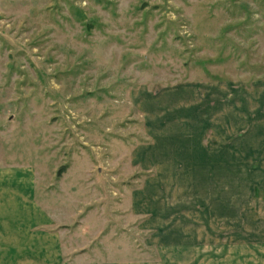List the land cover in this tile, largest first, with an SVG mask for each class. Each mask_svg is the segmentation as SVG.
I'll return each instance as SVG.
<instances>
[{
    "label": "rangeland",
    "instance_id": "rangeland-1",
    "mask_svg": "<svg viewBox=\"0 0 264 264\" xmlns=\"http://www.w3.org/2000/svg\"><path fill=\"white\" fill-rule=\"evenodd\" d=\"M0 216L28 264H264V0H0Z\"/></svg>",
    "mask_w": 264,
    "mask_h": 264
},
{
    "label": "crops",
    "instance_id": "crops-1",
    "mask_svg": "<svg viewBox=\"0 0 264 264\" xmlns=\"http://www.w3.org/2000/svg\"><path fill=\"white\" fill-rule=\"evenodd\" d=\"M233 205H236V203H233ZM239 215H242V214H239ZM249 217H253V216H249ZM222 221L223 222L226 221L224 217H222ZM236 221L241 226L240 229L241 230L244 229L245 225H244L243 221H241V219L236 220ZM9 229H10V227L7 226L6 219L0 216V264H28L29 262H26V258H27V255L31 253L30 249H29V253H28L27 247H24V248L23 247H21V248L17 247L15 244V238H17L16 237L17 236L16 231L11 232V230H9ZM20 236L23 238H27V232L21 233ZM252 237H255V235H253ZM6 242L8 243L7 246L2 245V243L5 244ZM250 246H251V244H250ZM243 247H244L243 241H242V244H239V245L236 244V248L241 249ZM18 254H20V256H22V254L24 255V259H23L24 261L23 262L21 261L22 258L18 259Z\"/></svg>",
    "mask_w": 264,
    "mask_h": 264
},
{
    "label": "trees",
    "instance_id": "trees-1",
    "mask_svg": "<svg viewBox=\"0 0 264 264\" xmlns=\"http://www.w3.org/2000/svg\"><path fill=\"white\" fill-rule=\"evenodd\" d=\"M64 171H65V168H61V169L58 171V176H60Z\"/></svg>",
    "mask_w": 264,
    "mask_h": 264
}]
</instances>
